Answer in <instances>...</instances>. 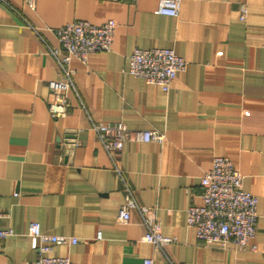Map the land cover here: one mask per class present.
<instances>
[{"label": "crops", "instance_id": "crops-1", "mask_svg": "<svg viewBox=\"0 0 264 264\" xmlns=\"http://www.w3.org/2000/svg\"><path fill=\"white\" fill-rule=\"evenodd\" d=\"M157 3L0 0V229L14 231L1 242L0 264L37 259L27 235L33 221L44 234L76 238L48 255L78 263L264 264V0H181L177 17L157 14ZM109 19L116 23L111 49L85 62L70 57L68 112L51 119L47 82L61 78L63 55L53 30ZM137 48H170L184 59L168 91L129 74ZM93 122L164 139L125 141L111 159ZM214 157L228 158L257 197L255 251L204 246L186 225ZM113 159L136 203L175 239L163 252L143 241L136 209L127 223L117 220L126 193Z\"/></svg>", "mask_w": 264, "mask_h": 264}, {"label": "built area", "instance_id": "built-area-1", "mask_svg": "<svg viewBox=\"0 0 264 264\" xmlns=\"http://www.w3.org/2000/svg\"><path fill=\"white\" fill-rule=\"evenodd\" d=\"M35 1L25 0L31 7L34 6ZM180 5L181 0H158L155 11L159 15L177 17ZM240 11L241 19H244L247 13L245 5H240ZM115 28V21L109 19L98 25L78 20L53 30L63 55L58 59L61 78L47 82L51 94L48 101V113L51 119L63 118L68 112L67 91L73 86L74 73L69 65L70 57L75 56L85 62L91 53L109 51ZM128 62L129 74L159 86L164 91L169 90L176 74L186 68L184 59L170 48H137L129 55ZM262 80L264 83V65ZM92 129L111 159L114 152L122 149L125 141L161 143L164 139L158 131L129 130L121 122H93ZM113 169L116 177L123 183L126 193L117 220L127 223L130 220V210L136 209L146 230L142 237L143 241L151 243L156 250L163 252L164 246L173 243L175 239L162 235L153 210L140 207L136 203L132 190L115 162ZM200 186L201 204H190L186 209V225L193 230L199 243L221 249L232 246L237 250L255 251L257 197L243 188V177L233 163L226 157H214L211 167L200 178ZM2 216L0 212V219ZM13 234L12 229H0V245L5 238ZM27 235L38 255L33 264H88L78 263L68 257L48 255L52 245L76 244L77 239L74 237L44 234L39 223L35 221L29 223ZM97 238H101L100 233L97 234ZM141 264H153V259L145 258Z\"/></svg>", "mask_w": 264, "mask_h": 264}, {"label": "water", "instance_id": "water-1", "mask_svg": "<svg viewBox=\"0 0 264 264\" xmlns=\"http://www.w3.org/2000/svg\"><path fill=\"white\" fill-rule=\"evenodd\" d=\"M73 146V145H72Z\"/></svg>", "mask_w": 264, "mask_h": 264}]
</instances>
